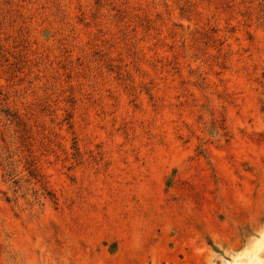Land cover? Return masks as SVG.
<instances>
[{"label":"rangeland","instance_id":"1","mask_svg":"<svg viewBox=\"0 0 264 264\" xmlns=\"http://www.w3.org/2000/svg\"><path fill=\"white\" fill-rule=\"evenodd\" d=\"M0 264H264V0H0Z\"/></svg>","mask_w":264,"mask_h":264}]
</instances>
